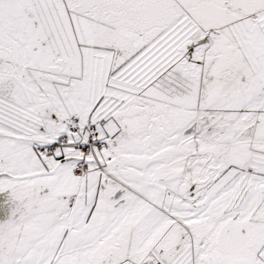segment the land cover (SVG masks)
<instances>
[{"label":"snow or ice","instance_id":"snow-or-ice-1","mask_svg":"<svg viewBox=\"0 0 264 264\" xmlns=\"http://www.w3.org/2000/svg\"><path fill=\"white\" fill-rule=\"evenodd\" d=\"M0 264H264V0H0Z\"/></svg>","mask_w":264,"mask_h":264},{"label":"rangeland","instance_id":"rangeland-1","mask_svg":"<svg viewBox=\"0 0 264 264\" xmlns=\"http://www.w3.org/2000/svg\"><path fill=\"white\" fill-rule=\"evenodd\" d=\"M13 204L9 200L8 195L0 193V222L7 220L12 213Z\"/></svg>","mask_w":264,"mask_h":264}]
</instances>
